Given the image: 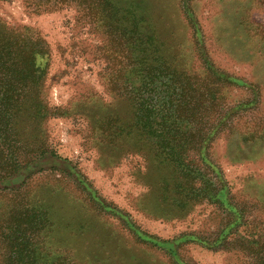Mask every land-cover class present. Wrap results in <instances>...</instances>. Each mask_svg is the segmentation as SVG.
Returning <instances> with one entry per match:
<instances>
[{
  "label": "rangeland",
  "instance_id": "1",
  "mask_svg": "<svg viewBox=\"0 0 264 264\" xmlns=\"http://www.w3.org/2000/svg\"><path fill=\"white\" fill-rule=\"evenodd\" d=\"M34 1L0 0V18L46 42L55 115L42 124L43 166L21 187L0 186V264H249L242 239L264 229V0L132 1L164 58L196 71L204 55L251 85L231 96L253 106L207 152L242 212L232 226L207 202L171 204L176 194L162 182L172 174L149 165L148 144L133 137L134 104L110 90L121 57L104 30L71 6L32 14Z\"/></svg>",
  "mask_w": 264,
  "mask_h": 264
},
{
  "label": "trees",
  "instance_id": "2",
  "mask_svg": "<svg viewBox=\"0 0 264 264\" xmlns=\"http://www.w3.org/2000/svg\"><path fill=\"white\" fill-rule=\"evenodd\" d=\"M132 1L119 6L116 0H36L26 7L41 14L71 6L79 18L86 16L104 30L111 38L110 53L121 57L108 82L110 90L134 104L133 137L148 144L149 165L172 174V180L162 182L176 194L171 204L178 208L207 202L230 215L231 226L238 224L242 212L230 203L228 188L207 152L253 106L250 99L231 96L251 85L215 68L204 55L198 56L196 71L179 68L175 56L164 58L159 44L140 31L143 21ZM47 56L49 48L38 32L11 27L0 18V186L6 190L21 187L49 153L47 136L41 133L42 124L55 115L46 101V65L41 61ZM241 251L249 264H264V229L254 239H242Z\"/></svg>",
  "mask_w": 264,
  "mask_h": 264
}]
</instances>
